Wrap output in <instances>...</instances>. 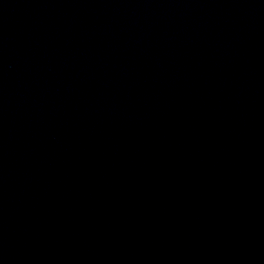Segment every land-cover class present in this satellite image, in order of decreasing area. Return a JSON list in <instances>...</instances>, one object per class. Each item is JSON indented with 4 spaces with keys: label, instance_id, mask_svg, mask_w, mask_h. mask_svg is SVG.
Segmentation results:
<instances>
[{
    "label": "water",
    "instance_id": "95a60500",
    "mask_svg": "<svg viewBox=\"0 0 264 264\" xmlns=\"http://www.w3.org/2000/svg\"><path fill=\"white\" fill-rule=\"evenodd\" d=\"M0 264H264V0H0Z\"/></svg>",
    "mask_w": 264,
    "mask_h": 264
}]
</instances>
